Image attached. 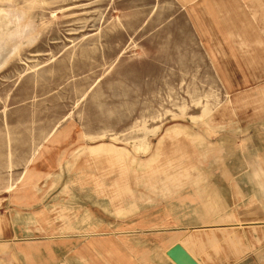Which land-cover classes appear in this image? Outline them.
I'll return each instance as SVG.
<instances>
[{
	"label": "rangeland",
	"instance_id": "obj_1",
	"mask_svg": "<svg viewBox=\"0 0 264 264\" xmlns=\"http://www.w3.org/2000/svg\"><path fill=\"white\" fill-rule=\"evenodd\" d=\"M253 130L264 0H0V264H264Z\"/></svg>",
	"mask_w": 264,
	"mask_h": 264
},
{
	"label": "crops",
	"instance_id": "obj_2",
	"mask_svg": "<svg viewBox=\"0 0 264 264\" xmlns=\"http://www.w3.org/2000/svg\"><path fill=\"white\" fill-rule=\"evenodd\" d=\"M248 130V129H247ZM247 132V131H246ZM251 136H249L248 138L252 141L255 142V144H257L258 149L257 152L255 153L256 159L258 158V164H262L264 165V133L262 134V132H259L258 130H253L251 133ZM191 140L188 139V141H182L181 143L184 145H188L190 147V149H188L187 152V156H188V161L187 164L191 165L193 160H196V156H198L197 154L200 155V153H198V151H203V149L201 147H196V146H202V145H197L194 144L193 142H190ZM208 150L205 151V156H207L206 158L210 159L212 161V163L215 165L216 163L218 164V161L216 160L218 157V154L215 155L214 153V149L211 147L207 148ZM112 149L110 148H105L102 147L101 149L98 148V150L96 152H105V155L103 156H96L97 158L94 159L95 162H97V165H101L102 164V168L101 170H103L102 172H104L106 175H113L114 176V180L111 182V189H108V195L111 198V200L113 201H117L119 200V202L123 199H125L126 197H130V199L135 198L136 196H140V194H136L135 192H132L131 189L128 188L127 186V174L125 173V169L123 166V161L119 160V158L117 157V155L111 151ZM232 150V149H231ZM170 154L171 157H176L177 154H173V153H165V155ZM163 156V157H164ZM162 157V158H163ZM215 158V159H214ZM159 164L158 165H162L163 162L162 160L158 161ZM261 162V163H260ZM157 165V166H158ZM195 167V166H194ZM193 167V168H194ZM192 170V169H191ZM194 170H197L196 168H194ZM122 171H124V173H122ZM200 172L195 171L194 174H190V171L188 173V176L183 177V179H187L188 177L192 176H199L202 175L201 170H199ZM206 173V172H205ZM203 173V175L205 174ZM161 176V175H160ZM158 176V178H160V180H164V177H160ZM181 179L179 178V176L171 177L170 180H167L168 182L170 181H180ZM264 179H262L263 181ZM129 181V180H128ZM144 192H148L147 190H144ZM126 194L125 197H123ZM141 197V196H140ZM246 216H250V214H240L239 215V219L240 220H244V218H247ZM252 216H256L254 214H252ZM252 219H256V217H252ZM193 242H196L195 239H192Z\"/></svg>",
	"mask_w": 264,
	"mask_h": 264
},
{
	"label": "water",
	"instance_id": "obj_3",
	"mask_svg": "<svg viewBox=\"0 0 264 264\" xmlns=\"http://www.w3.org/2000/svg\"><path fill=\"white\" fill-rule=\"evenodd\" d=\"M178 251H179V248L177 247L176 249L170 251L168 255L172 258L174 255H177Z\"/></svg>",
	"mask_w": 264,
	"mask_h": 264
}]
</instances>
